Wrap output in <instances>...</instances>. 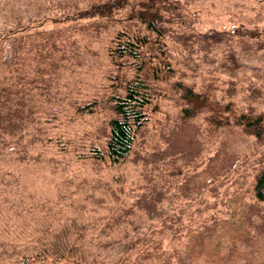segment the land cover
<instances>
[{
  "label": "rangeland",
  "instance_id": "1",
  "mask_svg": "<svg viewBox=\"0 0 264 264\" xmlns=\"http://www.w3.org/2000/svg\"><path fill=\"white\" fill-rule=\"evenodd\" d=\"M102 1L0 0V264H264V32H234L264 29V0H180L166 61L140 71L109 46L154 32L77 13ZM137 73L152 101L130 154L89 155Z\"/></svg>",
  "mask_w": 264,
  "mask_h": 264
},
{
  "label": "trees",
  "instance_id": "2",
  "mask_svg": "<svg viewBox=\"0 0 264 264\" xmlns=\"http://www.w3.org/2000/svg\"><path fill=\"white\" fill-rule=\"evenodd\" d=\"M180 7V0H105L102 2L92 3L86 8L78 10L80 16H111L114 9H127L128 18H138L146 27L152 30L156 37L152 38L143 34H133L127 30H119L113 37L109 46V53L113 59L130 54L132 63L140 71L149 61L148 54L150 51L166 61L165 40L162 35V26L171 18L167 16L168 12L177 10ZM237 34L257 36L264 32L261 28H247L244 30H235ZM221 33H224L223 31ZM259 37V36H258ZM162 49L158 45H162ZM189 91H192L189 89ZM114 107L118 116L110 120V131L105 149L92 147L89 155L101 158L110 162H121L130 154V151L136 142V137L142 126L148 120L146 106L152 101V92L149 85L137 73L135 77L129 79L126 84V93L124 95H115ZM194 113L196 108L187 109ZM210 119L218 122L226 119L218 118L211 115ZM238 121L242 124L243 129L248 132H254L260 135L262 133L263 120L262 116L252 112H242ZM257 187L259 194L264 192V172L258 178ZM46 255L37 253L33 258H27L25 263L35 264L37 259L47 261ZM123 260V259H122ZM122 260L118 264H122ZM21 262V261H20Z\"/></svg>",
  "mask_w": 264,
  "mask_h": 264
}]
</instances>
